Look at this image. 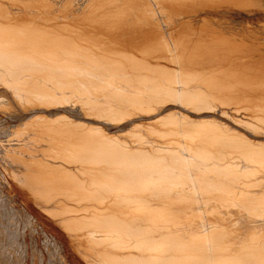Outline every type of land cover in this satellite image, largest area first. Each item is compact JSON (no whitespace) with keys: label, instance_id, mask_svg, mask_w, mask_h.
Segmentation results:
<instances>
[{"label":"bare ground","instance_id":"6f19581e","mask_svg":"<svg viewBox=\"0 0 264 264\" xmlns=\"http://www.w3.org/2000/svg\"><path fill=\"white\" fill-rule=\"evenodd\" d=\"M1 135L86 264H264V0H0ZM13 207L0 264H27Z\"/></svg>","mask_w":264,"mask_h":264},{"label":"rangeland","instance_id":"374dc122","mask_svg":"<svg viewBox=\"0 0 264 264\" xmlns=\"http://www.w3.org/2000/svg\"><path fill=\"white\" fill-rule=\"evenodd\" d=\"M233 28H236V25H234ZM6 137H8V135H6V136L1 135L0 142L6 141L5 140V139H7ZM3 167H4L3 156L0 155V202L2 204V208L4 209L5 207L9 206L11 209H14L13 206H17L21 202L26 203V205L29 208V210L31 211V213H34L33 215H35V217L40 222V224H41L40 226L42 227V225H43L42 228L47 232V235H49V236L54 235L59 240H61L63 242L62 245H59V246L55 243L53 244L54 251L56 252V254L58 253V256H59L57 264H72V263L73 264H86L83 261V259L80 257V255H78L75 252V250L72 248L71 239L69 238L68 234L64 230H62V228L59 225H57L55 221H53L49 217H47V215L45 213L43 214V212L36 205H34L32 203V201H30V203H29L28 200H24L25 197L23 196V194L21 193L20 190H18L17 188H15L12 185L8 186L9 175H5V171H4L5 168H3ZM14 214L17 215L18 212L14 213ZM3 216L5 218L8 217L4 214H3ZM22 218H24V217H22ZM22 225L23 224H21L19 226V231H22V229H24V227H22ZM39 227L36 226V228H37L36 230H30L29 228H27V229H25V232H24V234H26V236H27L26 239L28 240V251H27L28 255L26 258L27 264H31V259H30L31 255L30 254H32L33 248H34L32 241H30V236H32V234H34L36 236L35 238L37 239L36 240L37 245L35 246V248H37V251L35 249V253L36 254H37V252L43 253V255L45 257L44 259H48L47 248H46V244L44 242L45 236L43 235V231L41 230L42 228L40 229ZM29 231H31V232H29ZM33 232H35V233H33ZM36 232H37V234H36ZM29 234H30V236H29ZM19 237L21 238L20 240H22V238H23L22 235ZM24 237H25V235H24ZM31 240H32V238H31ZM63 245L65 248V252L67 253L68 259L67 258H61L60 251L62 250ZM37 264H39L38 259H37ZM43 264H46V262H44Z\"/></svg>","mask_w":264,"mask_h":264}]
</instances>
